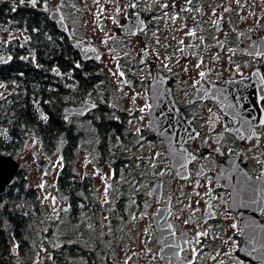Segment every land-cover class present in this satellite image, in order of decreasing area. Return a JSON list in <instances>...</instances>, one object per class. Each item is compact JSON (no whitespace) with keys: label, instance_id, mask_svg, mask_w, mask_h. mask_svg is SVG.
Instances as JSON below:
<instances>
[{"label":"flooded vegetation","instance_id":"1","mask_svg":"<svg viewBox=\"0 0 264 264\" xmlns=\"http://www.w3.org/2000/svg\"><path fill=\"white\" fill-rule=\"evenodd\" d=\"M14 2L9 36L71 51L53 76L79 70L90 90L50 119L46 243L9 208L39 191L18 153L0 150L20 163L0 209L11 252L27 242L52 264H264V0ZM85 102L95 107L67 111Z\"/></svg>","mask_w":264,"mask_h":264},{"label":"trees","instance_id":"2","mask_svg":"<svg viewBox=\"0 0 264 264\" xmlns=\"http://www.w3.org/2000/svg\"><path fill=\"white\" fill-rule=\"evenodd\" d=\"M14 1L7 5L0 2V150L14 155L20 153L24 151L23 144L28 136L35 135L48 153L47 144L52 136L50 119L58 118V112L63 111L66 105L85 98L90 90L86 85L89 81L79 70L75 72L73 80L62 81L53 76L55 65L65 71L76 60V56L71 51L51 46L53 44L49 39L3 38L2 30L13 32L17 29ZM36 41L42 47L37 53H32ZM22 186L18 183L14 185L10 197L17 196V191H13L20 190ZM7 220L15 228H20L25 222V218L20 220L10 216H7ZM0 234L1 262L15 264L16 255L11 252L10 245H5L3 232ZM26 235L27 230L24 229L22 237H17L29 240ZM30 246L26 242L22 247L23 261L29 259L30 252L27 253V250Z\"/></svg>","mask_w":264,"mask_h":264},{"label":"rangeland","instance_id":"3","mask_svg":"<svg viewBox=\"0 0 264 264\" xmlns=\"http://www.w3.org/2000/svg\"><path fill=\"white\" fill-rule=\"evenodd\" d=\"M2 35L5 40L9 37H12L9 36L8 29L3 30ZM36 141H38V138H35L33 135H29L26 140L24 151L18 153L17 157L21 158L22 161V166L24 168L23 176L27 179V190H30L31 187L37 188L39 191V196L35 201L25 198L21 200L17 199L15 201H11L9 208L10 210L18 213L28 214L27 220L30 222L28 228L32 230L34 236H38L39 241L43 240V242L46 243L48 239L47 227H49L50 222L49 212L54 208L52 204L51 193L50 190H48L51 189L49 172L52 168V161L49 158L46 159L48 155L44 151L42 146L38 147L37 145L36 147ZM55 158H58V156ZM57 162L58 159H55V163ZM48 163L51 164V167ZM35 206L38 207L36 211L40 216L39 221L37 222V227H35V224L31 222L33 216L32 212ZM8 230L9 228L7 229V231ZM28 237L31 238L30 235H28ZM13 245L15 246V242L13 243ZM34 250L37 251L36 248ZM28 252H30L29 259H25L23 261V257H21L18 254L19 252H16V248H14L13 253L17 257L16 264H27L26 261L32 262L31 264H52L50 254L47 252L46 245H40V250L37 252L31 251V249L27 250V253Z\"/></svg>","mask_w":264,"mask_h":264},{"label":"water","instance_id":"4","mask_svg":"<svg viewBox=\"0 0 264 264\" xmlns=\"http://www.w3.org/2000/svg\"><path fill=\"white\" fill-rule=\"evenodd\" d=\"M75 47L80 50L84 59H89L91 56H87L86 52L82 50L79 45L75 44ZM95 105L91 102H85L82 105L67 108L70 113L85 114L90 109H93ZM20 170V163L16 161L11 155L0 152V209L5 204V197L8 193V187L13 184L16 176Z\"/></svg>","mask_w":264,"mask_h":264},{"label":"snow or ice","instance_id":"5","mask_svg":"<svg viewBox=\"0 0 264 264\" xmlns=\"http://www.w3.org/2000/svg\"><path fill=\"white\" fill-rule=\"evenodd\" d=\"M21 2H23V0H21ZM31 3H32L33 5H36L37 0H31ZM132 7H135V5H132ZM190 34H192V33H190ZM197 67H199V65H197ZM120 75H123V73H120ZM200 76H201V77H204V76H205V73H204V72H201V73H200ZM152 107H153V105L148 104V105H145L144 108H141L140 111L143 112V111H145V108H147V109H151ZM261 123L264 124V120H261ZM137 131L139 132L140 130L137 129ZM157 155H158V154H157ZM182 166H183V165H182ZM261 179H264V174H262L261 177H257V180H261ZM233 227H235V225H233ZM198 235H203V234H198Z\"/></svg>","mask_w":264,"mask_h":264},{"label":"bare ground","instance_id":"6","mask_svg":"<svg viewBox=\"0 0 264 264\" xmlns=\"http://www.w3.org/2000/svg\"><path fill=\"white\" fill-rule=\"evenodd\" d=\"M81 47V46H80ZM82 48V50H84V48L83 47H81ZM84 52H85V50H84Z\"/></svg>","mask_w":264,"mask_h":264}]
</instances>
